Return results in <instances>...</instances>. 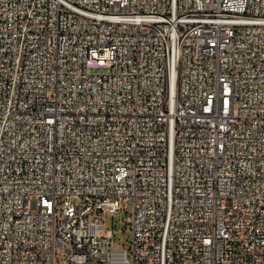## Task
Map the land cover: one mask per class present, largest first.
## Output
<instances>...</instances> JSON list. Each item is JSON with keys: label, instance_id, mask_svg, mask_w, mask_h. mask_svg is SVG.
I'll list each match as a JSON object with an SVG mask.
<instances>
[{"label": "built area", "instance_id": "2783aa9c", "mask_svg": "<svg viewBox=\"0 0 264 264\" xmlns=\"http://www.w3.org/2000/svg\"><path fill=\"white\" fill-rule=\"evenodd\" d=\"M59 259L264 264V0H0V264Z\"/></svg>", "mask_w": 264, "mask_h": 264}, {"label": "rangeland", "instance_id": "374dc122", "mask_svg": "<svg viewBox=\"0 0 264 264\" xmlns=\"http://www.w3.org/2000/svg\"><path fill=\"white\" fill-rule=\"evenodd\" d=\"M110 69L107 66H95L92 67L93 72H108ZM131 207V203L129 204ZM127 211H130V208H128ZM126 210H120L115 213H110L106 216L107 224L104 228L114 227L117 230V233L115 235V245L114 249L121 250L127 245V241L129 239V232L127 231V224H126V218L128 215V212ZM57 264H63L62 260L59 259Z\"/></svg>", "mask_w": 264, "mask_h": 264}, {"label": "bare ground", "instance_id": "6f19581e", "mask_svg": "<svg viewBox=\"0 0 264 264\" xmlns=\"http://www.w3.org/2000/svg\"><path fill=\"white\" fill-rule=\"evenodd\" d=\"M117 252H118V254H121L120 251H117Z\"/></svg>", "mask_w": 264, "mask_h": 264}]
</instances>
